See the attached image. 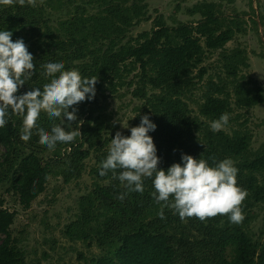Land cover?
I'll use <instances>...</instances> for the list:
<instances>
[{
	"label": "trees",
	"instance_id": "trees-1",
	"mask_svg": "<svg viewBox=\"0 0 264 264\" xmlns=\"http://www.w3.org/2000/svg\"><path fill=\"white\" fill-rule=\"evenodd\" d=\"M55 1L35 0V6L28 4L27 0L24 6L18 2L0 5L4 6L0 14V31H11L13 42L26 39L23 34L27 27H31L34 38L40 33L42 37L49 36L51 42L57 40L58 52L54 62L62 61L65 69H69L75 60L86 57L83 48L92 39L98 49L91 55L95 56L98 70L102 72L95 97L102 92L106 81L121 74L123 66L125 72L133 71L132 67L136 69L138 83L132 84L135 87L133 97L143 104L135 109L137 118L131 128L139 126L144 115L156 125L155 131L148 135L156 146L161 161L159 168L167 171L174 163H181L182 153L197 160L202 155L210 166H214L210 157L216 162L230 158L238 169L237 186L248 192L241 204L244 216L241 222L233 223L228 215L219 214L203 221L195 216L187 217L191 234L177 237L170 231L179 223V216L173 209L165 207V219H161L158 215L161 204H157L151 194L144 199V205H140L129 201L135 200V194H129L121 201L117 198L119 192L110 187L100 188L113 216L106 230L98 231L100 255L90 259L81 254L80 260L84 264H264V234L255 239L250 230L257 218L255 209L264 204V145L257 151L252 149L253 133L249 121L244 114L237 112V109L248 111L264 104V90L251 76L244 74V70L250 67L246 50L226 48L236 32L244 30L242 24L234 21L226 24L208 9L201 12L203 20L196 25L157 26L150 33L143 34L137 44L121 45L132 26L130 9L114 6L112 0H87L88 4L103 7L105 13L80 18L85 8L78 6L73 18L62 24L64 39H59L53 37L57 36L51 30L45 34L35 26L38 18L43 16L37 3L55 9ZM252 24L257 30L259 25L264 28V19L258 23L253 18ZM81 25L85 28L80 29ZM217 50L223 51L224 77L215 78L208 76V70L201 66L207 57L206 52ZM64 52L68 54L64 55ZM42 64L44 62L37 64L39 72L36 71L18 95L28 92L27 88L33 82L44 79ZM149 88L154 92L150 96ZM197 91L201 93L197 99L199 113L191 117L182 98ZM223 113L229 114L228 130L214 131L211 123ZM89 115L91 121L94 113ZM7 121L0 128V144L8 150L0 167L17 154V175L9 191L15 192L21 204L29 208L44 193L49 168L43 157L25 151L21 146L20 116L10 114ZM130 135V130L124 134L125 137ZM107 155V151L101 152L99 166L92 169L94 174L102 170L100 165ZM119 172L117 170L116 174ZM103 178L112 179V171ZM153 179L146 177L144 182L151 184ZM14 222L15 214L0 208V264H27L25 252L17 246L11 234ZM193 233H196L194 237ZM68 236L74 238L77 235L69 229ZM190 244L197 245L195 252L188 250ZM181 253L183 261L178 260Z\"/></svg>",
	"mask_w": 264,
	"mask_h": 264
},
{
	"label": "rangeland",
	"instance_id": "rangeland-1",
	"mask_svg": "<svg viewBox=\"0 0 264 264\" xmlns=\"http://www.w3.org/2000/svg\"><path fill=\"white\" fill-rule=\"evenodd\" d=\"M112 2L114 6L130 9L132 26L129 27L121 45L137 44V40H140L143 34L150 33L157 26L177 27L181 23L196 25L203 20L201 12L208 9L225 20L226 24L231 21L241 23L244 30L236 32L235 38L226 48L233 50L239 47L246 50L250 67L244 70V74L251 76L264 90V28L259 25L257 30L252 24L253 18L258 23L264 19V0H112ZM54 4L57 8L51 9L37 3L39 10L43 11L41 12L43 16L38 18L35 26L45 34L51 30L57 36L53 37L59 39H64L62 24L73 18L78 6L85 8L80 18L105 13L103 7L88 4L87 0H56ZM3 7H0V14ZM136 10H139L138 14ZM80 27L85 28L83 25ZM30 29L31 27H27L26 33L23 34L26 35L24 38L30 41L26 39L23 41L33 55L34 65L38 71V63L54 62L58 52L55 44L57 40L51 42L49 36L42 37L40 33L39 37L34 38ZM94 42L92 39L88 40L83 48L86 57L75 60L74 64L65 70H78L85 78L102 76L95 63V56L91 55L98 49V44ZM206 53L207 57L201 67L208 70V76L224 77L223 51ZM66 54L68 53L64 52V55ZM127 65L130 67L129 61ZM124 67L119 76L103 84L102 92L94 99L90 101L86 99L73 106L78 110L76 113L78 120L75 123L65 120L63 126L66 131H72L79 127L80 121H83L79 129L81 136H77L72 142H58L54 149L39 143L36 129L28 141L19 139L25 151H33L44 158L50 173L44 193L29 208L21 204L15 192L9 191L17 175V154L11 156L8 162L0 167V208L15 214L11 234L17 246L25 252L27 264H84L79 258L81 254L90 259L100 255L98 231H105L113 216L111 208L102 198L100 188L110 187L119 194L127 193L125 197L135 194V200L129 201L140 205H144V199L155 191L153 183L145 184L146 178H143V187L146 185L143 193L128 192L125 183L118 179L119 174L113 175L112 179L104 180V176L94 174L92 171L99 166L101 152H109L111 139L115 137L116 132L124 135L131 129L137 118L135 109L143 104L133 97L135 87L132 84L138 83L135 78L136 69L132 67L133 71L125 72ZM48 82L50 78L44 76V79L33 82L27 89L30 91L36 87L42 90L43 85ZM148 92L149 96L154 93L150 88ZM200 94V91H197L182 98L190 110L191 117L198 116L197 99ZM69 111L71 112L72 108ZM91 112L94 113V117L89 121ZM237 112L244 114L245 119H248L253 133L252 149L259 150L264 145V104L248 111L237 109ZM22 119L20 116L19 137L22 134ZM61 120L63 117L49 118L42 111L36 122L37 128L50 131L51 127L60 124ZM222 129L228 130V127L224 126ZM7 153V148L0 144V163ZM160 169L164 170L158 167V170ZM255 212L257 218L252 222L250 230L256 239L264 234V204L258 206ZM188 221L187 217L180 219L170 232L177 237L184 233L190 235L191 224ZM69 229L75 231L77 236L74 238L68 236ZM195 234L193 233L192 237ZM190 247L192 249H189ZM189 248L188 250L195 252L197 245L190 244ZM182 255L181 253L179 261L184 260Z\"/></svg>",
	"mask_w": 264,
	"mask_h": 264
},
{
	"label": "clouds",
	"instance_id": "clouds-1",
	"mask_svg": "<svg viewBox=\"0 0 264 264\" xmlns=\"http://www.w3.org/2000/svg\"><path fill=\"white\" fill-rule=\"evenodd\" d=\"M18 2L24 6L26 0H0V5H12ZM35 6V0H27ZM13 33L0 31V128H3L10 114L21 116L23 127L21 140L28 141L36 129L39 143L54 149L58 142H72L81 136L80 121L76 130L66 131L63 123H75L78 120L74 105L94 99L96 95L97 77H82L78 70H65L61 62H49L40 65L45 78L50 82L43 89L33 87L30 91L18 95L19 90L36 75L34 57L29 52L23 39L15 42ZM58 74V75H57ZM72 108L70 112L69 109ZM11 110V113L9 112ZM49 118L63 117L60 124H55L50 131L37 128V120L41 112ZM229 122V114L223 113L219 119L211 123L214 131L221 130ZM156 125L149 116L141 117L140 125L130 129V137L116 132L111 139L107 158L101 163L100 176L112 171L118 179L125 183L128 192L143 193V178H152L155 191L152 193L157 204H161L158 213L165 219L163 208H171L178 213L181 220L186 217H197L200 220L228 215L233 223L243 220L241 204L248 195L246 189L237 186L238 169L234 161L226 158L220 162L212 159L210 166L203 156L197 160L190 155L181 154V163H174L167 171L158 170L160 158L150 131H155ZM127 193L117 198L123 201ZM171 198V199H170Z\"/></svg>",
	"mask_w": 264,
	"mask_h": 264
}]
</instances>
